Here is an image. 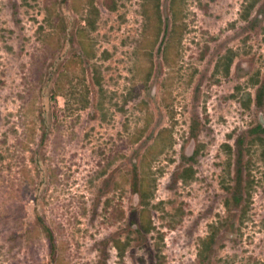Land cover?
I'll return each mask as SVG.
<instances>
[{
  "label": "rangeland",
  "instance_id": "1",
  "mask_svg": "<svg viewBox=\"0 0 264 264\" xmlns=\"http://www.w3.org/2000/svg\"><path fill=\"white\" fill-rule=\"evenodd\" d=\"M0 264H264V0H0Z\"/></svg>",
  "mask_w": 264,
  "mask_h": 264
}]
</instances>
